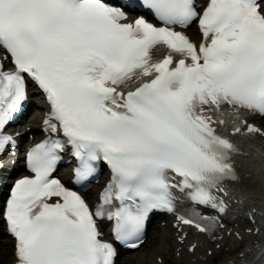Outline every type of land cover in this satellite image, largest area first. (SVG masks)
Instances as JSON below:
<instances>
[{
	"label": "snow or ice",
	"instance_id": "obj_1",
	"mask_svg": "<svg viewBox=\"0 0 264 264\" xmlns=\"http://www.w3.org/2000/svg\"><path fill=\"white\" fill-rule=\"evenodd\" d=\"M126 8L161 26L128 22ZM0 50V157L19 146L8 129L30 87L49 107L25 157L33 175L0 197L13 264H116L117 245L139 249L164 214L179 221L178 243L181 225L214 238L219 217L249 199L232 187L233 157L252 142L264 161V130L248 122L264 117V0H0ZM66 155L76 186L110 172L96 205L54 176ZM244 214L264 264V197Z\"/></svg>",
	"mask_w": 264,
	"mask_h": 264
},
{
	"label": "bare ground",
	"instance_id": "obj_2",
	"mask_svg": "<svg viewBox=\"0 0 264 264\" xmlns=\"http://www.w3.org/2000/svg\"><path fill=\"white\" fill-rule=\"evenodd\" d=\"M258 123L264 127V122H262V119ZM34 122H27V124L24 127L26 129L27 126H32ZM249 228L248 225L246 226H239L234 229V231H237L241 233L242 241L246 244H250L252 242V238H254L253 234L246 235L245 230ZM2 234H5L4 232H0ZM159 233L161 235L158 238H155L154 241L151 242V251L154 253V258L148 256L141 255V251H139L138 256L134 257L133 259L124 260L122 261L123 264H157V257H162L164 259L163 264H168L170 260L171 255V249L173 248L174 241L172 242V229L171 225L168 224L166 227L159 230ZM3 244L9 245L10 241L8 238L1 240ZM202 241V240H200ZM242 241L239 240L236 236L233 234L230 237H225V239L222 242H226V247H223V249L226 248V252L223 253L222 249L215 248L216 244H203L200 243V248L195 251V253L191 254L188 252L189 247L183 246V250L179 253V258H175L176 261L179 264H231V260H233V255L235 251L241 246ZM180 245H178L179 247ZM245 251V248H242L240 252L242 253ZM209 253H212L209 255ZM218 256L220 259L215 263V260ZM13 260L12 253L6 257L4 260L0 256V264H10V262Z\"/></svg>",
	"mask_w": 264,
	"mask_h": 264
},
{
	"label": "rangeland",
	"instance_id": "obj_3",
	"mask_svg": "<svg viewBox=\"0 0 264 264\" xmlns=\"http://www.w3.org/2000/svg\"><path fill=\"white\" fill-rule=\"evenodd\" d=\"M262 121H264V120H262ZM5 237H3V239H4ZM0 255H1V257L3 258V259H5L9 254H11V249L10 248H8V249H6V248H4V245H0ZM220 257L221 256H219V258H217L216 260H215V263L218 261V259H220ZM179 264V263H178Z\"/></svg>",
	"mask_w": 264,
	"mask_h": 264
}]
</instances>
